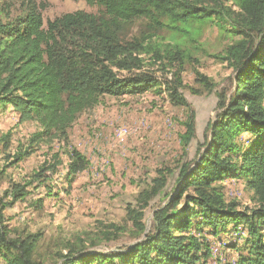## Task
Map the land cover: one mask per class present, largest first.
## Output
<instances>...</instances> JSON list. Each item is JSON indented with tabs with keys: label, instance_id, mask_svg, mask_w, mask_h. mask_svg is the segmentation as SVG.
<instances>
[{
	"label": "trees",
	"instance_id": "trees-1",
	"mask_svg": "<svg viewBox=\"0 0 264 264\" xmlns=\"http://www.w3.org/2000/svg\"><path fill=\"white\" fill-rule=\"evenodd\" d=\"M98 12L63 13L44 25L33 0H22L23 12L0 20V112L17 115V125L34 127L27 146L14 154L18 163L48 139L68 144V129L105 95L139 94L164 87L169 100L186 105L180 73L187 55L160 32L190 34L195 25L212 22L230 41L215 57L231 69L232 86L217 91L216 115L203 132L196 158L174 171L157 169L137 207L127 208L136 240L110 251L68 246L62 264H206L212 247L205 228L219 238H233L231 264H264V0H84ZM156 66V68H153ZM171 73L163 81L155 75ZM194 81L211 91L215 85L195 70ZM179 139L183 148L195 138V115L189 111ZM10 134L3 135L5 144ZM6 146V145H5ZM68 153L67 177L86 169L88 161L74 148ZM29 180L11 182L0 195L1 264H40L39 232L12 235L5 210L25 201L62 162L52 154ZM240 178L252 192V208L225 196V180ZM36 183L32 190L28 187ZM50 190H47V197ZM154 198L151 225L144 209ZM41 209L43 200L28 203ZM100 241L118 238L119 226H106ZM236 239H242L238 244ZM219 258L223 254L217 253ZM217 256H213L218 259ZM217 257V258H216Z\"/></svg>",
	"mask_w": 264,
	"mask_h": 264
},
{
	"label": "rangeland",
	"instance_id": "rangeland-1",
	"mask_svg": "<svg viewBox=\"0 0 264 264\" xmlns=\"http://www.w3.org/2000/svg\"><path fill=\"white\" fill-rule=\"evenodd\" d=\"M33 1L42 14L44 25L47 20L75 10L98 12L97 6L88 5L84 0ZM21 2L0 0V20L8 18V13L10 18L21 14L24 9ZM200 27L195 25L189 35L183 33L177 37L170 32H160L163 39L176 42L187 55L180 73L184 84L180 90L186 105L172 103L164 87L159 92L154 88L139 94L105 95L93 108L78 115L68 129V144L56 138L48 139L18 163H11L14 154L26 148L34 127L17 125V115L10 111L0 112V195L11 182L29 180L45 161L54 162L52 154H59L62 160L55 173L47 172L50 176L47 188L42 183L38 189H33L36 184L33 183L28 187L33 192L25 201H18L5 210V223L12 235L41 234L36 254L40 264H62L60 255L71 245L90 247L87 251H110L134 242L135 231L127 208L138 206V194L150 186L157 169L174 171L166 189L168 192L174 187L179 164L196 158L198 145L204 140L203 132L216 115L215 92L229 90L233 76L231 69L215 57L230 39L219 34L212 22ZM195 70L212 79L215 87L211 91L194 81ZM155 75L161 81L171 79V73L162 75L156 71ZM190 110L195 115V138L183 148L179 136ZM7 132L9 143L5 144L7 139L3 135ZM71 147L86 157L88 165L75 173L69 183L66 179L68 153L63 151H71ZM223 184L227 199L237 201L241 208L254 206L252 192L240 178L225 180ZM47 190L52 194L48 198ZM39 198L43 200L41 209L28 205ZM159 204L160 199L154 198L144 209L143 222L147 229L153 210ZM110 224L119 226L118 238L104 239L91 246L90 240L101 237ZM203 233L216 249V256L220 252L223 254V258L218 255L216 260L211 255L206 264H231L236 254L228 246L234 239L225 234L217 238L208 228ZM236 240L238 244L242 242V239Z\"/></svg>",
	"mask_w": 264,
	"mask_h": 264
},
{
	"label": "built area",
	"instance_id": "built-area-1",
	"mask_svg": "<svg viewBox=\"0 0 264 264\" xmlns=\"http://www.w3.org/2000/svg\"><path fill=\"white\" fill-rule=\"evenodd\" d=\"M119 134L122 135L123 133H119ZM212 249H213V248H212ZM215 251H216V249H213V250H212V254H213V256H216V252H215Z\"/></svg>",
	"mask_w": 264,
	"mask_h": 264
}]
</instances>
